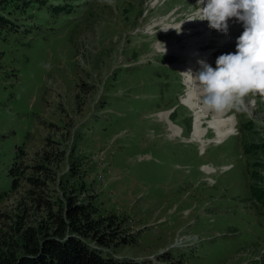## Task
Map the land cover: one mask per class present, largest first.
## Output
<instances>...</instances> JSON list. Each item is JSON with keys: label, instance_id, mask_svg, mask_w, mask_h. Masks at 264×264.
<instances>
[{"label": "rangeland", "instance_id": "1", "mask_svg": "<svg viewBox=\"0 0 264 264\" xmlns=\"http://www.w3.org/2000/svg\"><path fill=\"white\" fill-rule=\"evenodd\" d=\"M27 1L0 0V15L12 20L0 19V240L16 238L19 225L46 224L48 209L34 198L50 197L57 210L68 194L116 222L106 245L88 240L106 256L264 264V196L256 193L264 189V95L249 93L231 107L233 134L222 142L214 141L216 116L209 130L203 121L205 138L193 140L186 75L170 66L188 63L169 51L174 40L181 50L182 41L187 48L209 36L207 48H218L221 32L195 19L203 5ZM235 22L225 45L237 38ZM217 51L213 66L226 53ZM45 150L54 174L43 191L26 178L41 175L33 166Z\"/></svg>", "mask_w": 264, "mask_h": 264}, {"label": "trees", "instance_id": "2", "mask_svg": "<svg viewBox=\"0 0 264 264\" xmlns=\"http://www.w3.org/2000/svg\"><path fill=\"white\" fill-rule=\"evenodd\" d=\"M1 1L4 3V0ZM0 19L8 25L11 23L9 18L3 15H0ZM254 147L257 149L260 146ZM23 150L20 148L18 151ZM259 150L261 149L258 148ZM52 155L51 151L45 150L40 157L41 162L33 166L35 172L41 175L26 178L34 187H42L43 191L48 188L51 173L54 174L51 167L54 163ZM17 159L18 157L10 169L12 177L17 175ZM72 169L74 167L71 171L76 175ZM16 183L17 180L13 178V189ZM263 191L264 189L256 188V193L261 197L264 196ZM41 196L40 194L34 198V201H38L41 206L42 202L46 205L48 209L46 224L41 221L36 225H19L16 238L13 236L11 239H1L0 264H152L133 259H115L91 246L88 240H95L102 246L106 245L110 234L114 233L113 225L116 224L108 218H101L94 202L80 201L75 196L67 194L62 201L58 200L57 210H53L55 201L50 197L42 199Z\"/></svg>", "mask_w": 264, "mask_h": 264}, {"label": "clouds", "instance_id": "3", "mask_svg": "<svg viewBox=\"0 0 264 264\" xmlns=\"http://www.w3.org/2000/svg\"><path fill=\"white\" fill-rule=\"evenodd\" d=\"M198 4L203 5L202 15L195 19L207 20L211 28L227 33L230 18L244 28L236 38V51L219 55L215 68L200 62L196 77L205 94L203 104L219 112L242 107L249 93L264 95V0H198Z\"/></svg>", "mask_w": 264, "mask_h": 264}, {"label": "bare ground", "instance_id": "4", "mask_svg": "<svg viewBox=\"0 0 264 264\" xmlns=\"http://www.w3.org/2000/svg\"><path fill=\"white\" fill-rule=\"evenodd\" d=\"M201 13H202V9H201ZM187 26V25H185ZM199 28H201V25L198 26ZM230 28V27H229ZM214 29H212L213 31ZM238 30V29H237ZM240 30V29H239ZM169 30H166V33ZM229 31V30H228ZM173 32V30L171 31ZM198 32L195 31V33ZM221 32V39L224 37L225 39L221 42V39L219 38L220 41V46H225V44L228 42L227 38L225 37V32ZM220 34V33H219ZM233 36H237V34L234 33ZM212 37L209 39V36L207 37V40L204 42L202 40H195L193 44H191L186 48L184 45V42H181V50L179 49L178 45L172 41L171 42V49L169 51H173L177 54V58L181 59L182 62L184 61H188L187 64H183L180 63L179 66L176 65L178 63L175 64L176 67H178V69L183 72L186 75L185 81H186V85L188 86V93H189V100H187L188 106L193 109L195 111V118L193 120L194 126H193V140L197 139L198 141H200V137L206 133V128H204L203 125V121L206 120L207 123L209 124L208 130L211 128V117L216 116L218 118V122L215 125L216 127V135H218L217 139H215L214 141L218 142L219 140H221L220 142H222L224 138L230 136L231 134H233V130H232V123L230 121V119L225 118V115H228V111L232 110L231 108L224 109L223 111H216L214 109H209L207 106H205L204 104L201 105V99L204 98V91L202 86H200L197 83V73L200 70V62L201 61H206L208 59V57H212V63L210 61H206L208 62L211 66H213V53L217 50V49H212L209 50L207 49L206 46L210 45L212 43ZM230 39V38H229ZM231 40V39H230ZM232 42V41H231ZM193 47V48H191ZM198 48V50H197ZM199 50H201V52H199ZM215 50V51H214ZM197 51V54H196ZM210 51V52H209ZM206 58V59H205ZM194 95V96H193ZM201 102V103H200ZM171 113H163L160 116L161 117H168L169 119V115ZM202 120V124L200 123V121ZM216 122V121H213ZM172 126V133L173 135H177V131H176V126H173L174 124H171ZM213 128V127H212ZM179 129V128H178ZM177 129V130H178ZM207 130V131H208ZM208 134V132H207ZM206 134V135H207ZM180 135V134H178ZM216 138V136H215ZM202 141V140H201ZM195 142V141H194ZM206 144V142H205ZM211 167V166H210ZM208 173V172H207Z\"/></svg>", "mask_w": 264, "mask_h": 264}]
</instances>
